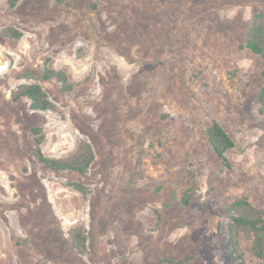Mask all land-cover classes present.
<instances>
[{
    "label": "rangeland",
    "instance_id": "obj_1",
    "mask_svg": "<svg viewBox=\"0 0 264 264\" xmlns=\"http://www.w3.org/2000/svg\"><path fill=\"white\" fill-rule=\"evenodd\" d=\"M8 1L0 0V264H233L227 208L245 197L264 213V59L241 47L254 14L264 20V0ZM45 65L63 71L72 91L42 80ZM31 83L53 111L12 99ZM212 122L235 144L225 154L231 168L207 141ZM33 127L50 158L89 143L88 172L39 164ZM72 229L84 232L82 254ZM238 238L244 262L259 264Z\"/></svg>",
    "mask_w": 264,
    "mask_h": 264
},
{
    "label": "trees",
    "instance_id": "obj_2",
    "mask_svg": "<svg viewBox=\"0 0 264 264\" xmlns=\"http://www.w3.org/2000/svg\"><path fill=\"white\" fill-rule=\"evenodd\" d=\"M20 0H9V6L14 7ZM6 36L19 38L20 33L12 28L4 31ZM242 48L247 49L252 54L264 59V20L263 15L256 13L253 16L250 28L247 32L246 39ZM42 80H55L62 91H72L73 84L70 83L68 77L63 71L54 70L47 65L43 69ZM12 99L18 101L27 99L29 109L36 112H47L55 109L54 104L50 101L47 93L38 83L24 84L18 86L12 93ZM258 101L264 106V83L260 87L258 93ZM33 135L32 156L34 159L52 172H75L79 175H85L92 163L95 155L91 145L87 142H80L75 153L66 159H55L44 155L41 146L43 144L44 135L40 127L31 129ZM206 138L212 147L216 156L220 159L222 165L231 168V165L225 154L233 149L235 144L231 137L217 122H212L205 131ZM74 190L82 195L88 194V188L79 182L69 184ZM190 200V194L184 193L183 204L187 205ZM225 232L229 243L228 251L233 264H246L239 252V234L245 237L249 243L248 251L257 260L259 264H264V213L254 208L247 198H240L230 204L226 213ZM71 245L80 254L86 250V238L81 229H72L69 232ZM186 258L179 262L170 259H161L157 264H181Z\"/></svg>",
    "mask_w": 264,
    "mask_h": 264
}]
</instances>
